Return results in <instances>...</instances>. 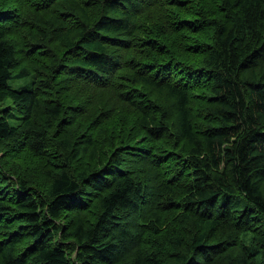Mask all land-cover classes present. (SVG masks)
I'll list each match as a JSON object with an SVG mask.
<instances>
[{
    "label": "trees",
    "instance_id": "obj_1",
    "mask_svg": "<svg viewBox=\"0 0 264 264\" xmlns=\"http://www.w3.org/2000/svg\"><path fill=\"white\" fill-rule=\"evenodd\" d=\"M263 78L264 0H0V264H264Z\"/></svg>",
    "mask_w": 264,
    "mask_h": 264
},
{
    "label": "rangeland",
    "instance_id": "obj_2",
    "mask_svg": "<svg viewBox=\"0 0 264 264\" xmlns=\"http://www.w3.org/2000/svg\"><path fill=\"white\" fill-rule=\"evenodd\" d=\"M10 84L14 85L13 87L19 85L16 82V80H11ZM22 85H24V83L19 85V86H22ZM96 94L98 95L99 92H96ZM98 97H99V95H98ZM110 105H115V102H110ZM70 114L72 116L73 113H70ZM73 116H74V114H73ZM0 157H1V153H0ZM25 161H26L25 164L21 163V161H20V165H19L18 163H15L14 161L10 160V161H8V163L7 162L5 163L4 167L8 168V170L15 169V171H16L18 169L19 171L22 172V174H24L26 177H29V178L37 177V175H39V169H40L38 161H32L29 159H25ZM17 165H19V167H17ZM35 174H36V176H35Z\"/></svg>",
    "mask_w": 264,
    "mask_h": 264
},
{
    "label": "bare ground",
    "instance_id": "obj_3",
    "mask_svg": "<svg viewBox=\"0 0 264 264\" xmlns=\"http://www.w3.org/2000/svg\"><path fill=\"white\" fill-rule=\"evenodd\" d=\"M232 75V74H231ZM234 76V75H233ZM238 76V75H237ZM264 79V78H263ZM234 86V85H233ZM230 88V87H229ZM54 121H55V119H54ZM53 121V122H54ZM57 121H58V119H57ZM57 123V122H56ZM57 125V124H56ZM60 125V124H59ZM19 184V183H18ZM14 185V184H13ZM71 202V201H70ZM76 203V202H75ZM82 206V205H81ZM15 209V208H14ZM12 210V209H11ZM18 210L16 209V211L15 212H17ZM9 212V211H8ZM14 212V213H15ZM10 214V213H9ZM12 215V214H11ZM15 218V217H14ZM21 218V217H20ZM24 218V217H23ZM20 222V221H19ZM28 223V222H27ZM20 226H22V225H20ZM26 226H29V225H26ZM24 227V226H23ZM24 230V229H23ZM32 230V229H31ZM31 230H30V232H31ZM26 234V233H25ZM30 235V234H29ZM36 236H38V235H36ZM36 238V237H35ZM38 239V238H37ZM35 241V240H34ZM37 241V240H36Z\"/></svg>",
    "mask_w": 264,
    "mask_h": 264
}]
</instances>
